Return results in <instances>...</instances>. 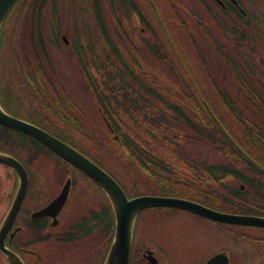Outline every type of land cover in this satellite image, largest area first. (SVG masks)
<instances>
[{"label": "rangeland", "instance_id": "obj_1", "mask_svg": "<svg viewBox=\"0 0 264 264\" xmlns=\"http://www.w3.org/2000/svg\"><path fill=\"white\" fill-rule=\"evenodd\" d=\"M28 1V3L31 2V0ZM32 1H37L35 7L31 2L23 8L22 12L21 7L16 8L5 24L0 45V53H2L0 73L4 69L9 71L14 69L17 79L24 81L25 78H21L20 73L25 72L30 78L36 80L35 84L39 83L38 88L42 90L41 95L38 96L32 91L31 96L26 95V98L34 102L37 100V102L36 104L27 102L26 105L33 106L36 111L44 115L48 114L43 112L47 110L41 104L40 98L48 99V101L57 100V95L64 91L71 99L74 113L80 119L84 129V132L74 133L76 139L101 156L100 160L119 181L133 183L137 193L140 194L157 193L159 190L153 184L154 181L137 167L132 166L122 155L118 157L119 150L116 142L108 135L105 120L99 112L96 99L88 85V76L98 81L107 80L108 73L116 75L115 73L121 70V64L118 63L114 49L101 32L98 15L94 8L95 0ZM100 1L112 42L122 57L130 63L132 70L145 81L149 88H154L163 95L165 92L171 94L167 96V99L179 98L178 100L185 103L180 105L182 109L195 121L196 114L191 111H194L199 104L195 94H198L197 90L200 88L206 94L205 96L209 97L218 116L227 121V129L238 135L237 123L234 117L228 114L225 102L220 98L223 94L221 90L231 93L232 97L235 96V99L234 97L232 99L235 101L238 99L241 103H248L250 93L259 95L264 93V90L259 88L264 86V0H240L243 8L248 12L246 14L248 16L243 21L237 15L217 12L214 19L205 18L201 22L185 17L184 24L190 26V30L187 28L185 30L189 33L192 31L193 41L186 36L179 38L176 26L181 23V20L176 24L174 20L168 19V25L172 29L171 37L177 44L179 51L177 54L181 56L179 64L171 56L167 39H162V32L160 33L157 29L153 19L152 8L146 7L147 0H136L145 20L129 6H124L121 0ZM164 1L158 0L163 8L161 14L166 17L171 15V11L165 7L167 4ZM181 2L184 6L177 14L187 16L190 7L196 8V0H181ZM209 6L213 11L219 10L212 4ZM184 7L187 8V12L183 10ZM65 36L68 44L64 41ZM168 38H170L169 34ZM179 67L183 70L187 67L189 78L195 82V94L192 91L188 93L180 91L183 86L181 81L184 78ZM213 75H215V82L210 81ZM239 78L247 79L255 91L244 90L245 92L240 94L238 89L242 90V84ZM146 97L151 100L149 96ZM247 106L249 107V105L244 107L246 110ZM139 107H142V113H145L149 109L161 110L164 106L154 100L140 102ZM142 115H136L132 110V116L143 118ZM117 117H120V114ZM123 119L126 118L123 117ZM178 125L180 131L176 132L184 137L178 139L177 147L169 146V148L163 145L158 147L157 142L160 140L154 141L149 137L143 140L144 144L139 152L143 156L151 152L149 159H156L159 156L163 160L162 164L167 167L166 171L170 173L169 178L175 179L177 185L180 182L182 185L197 186L203 182L208 191L211 187L220 190L219 183L208 176L205 166H221L225 163L230 165L229 155H225L222 150H219L220 148L208 143L186 122ZM147 128L142 125V130ZM161 130H157L155 135L161 136V133H168L171 138L174 137L173 133H176L173 129H170V132L168 129L165 132ZM15 143L19 144L17 140ZM159 143L163 144L162 141ZM25 146L31 147V144L27 143ZM31 153V156L40 154L35 165H32L33 169H30L33 174V189H44L51 184L53 190L58 191L68 175L64 171L66 166L61 165L62 169H57L52 163V158L49 157L52 155L49 152L41 153L40 151L39 153L35 149V151L31 150ZM184 162L189 164L190 168L185 167ZM235 166L241 169L244 167L239 164ZM57 172H60L58 176ZM243 172L247 173L245 169ZM18 183L19 179L13 169L1 165L0 217L9 211L12 204L11 195L17 189ZM222 184L238 190L244 186L243 190L250 191L246 183H235L233 178H228ZM173 186L175 190H180V187ZM221 190L225 192L224 188ZM76 191L82 195V186ZM132 192L135 193L133 190ZM84 200L85 203L80 204L81 208L77 211L81 214H87L94 208L93 205L96 207L95 201H92L90 197ZM74 208L70 209L72 213ZM170 222L173 223L168 224V230L172 229L173 233L178 235L182 233L181 238L176 235L174 237L178 239L174 241L178 243L179 262L182 264H204L211 255L214 256L220 252H227L232 264H264V242L254 241L251 247L249 246L251 241L243 240L245 235L249 238L261 237L264 234L261 230L221 226L210 222V232L199 221L189 220L184 216L181 220L176 218ZM0 264H8L1 254Z\"/></svg>", "mask_w": 264, "mask_h": 264}, {"label": "trees", "instance_id": "obj_2", "mask_svg": "<svg viewBox=\"0 0 264 264\" xmlns=\"http://www.w3.org/2000/svg\"><path fill=\"white\" fill-rule=\"evenodd\" d=\"M28 2V0H21L17 6V9L21 7L22 12L23 8L31 2L33 3L34 7L37 4V1L31 0L30 3ZM121 2L124 6H129L134 10V12L140 14L141 16L139 17L145 20L136 0H121ZM94 4L95 11L98 15L101 32H103L107 42H109L110 46L114 49V53L118 58V63L121 64V70L117 71V73H115L116 75L108 73L106 75L107 80L103 79L104 81H98L97 79H92L88 75L86 76H88V85L93 92L97 106L102 108V111L109 119L111 126L115 129L116 134L119 136V138H121L122 147L120 144H118V142H116L110 131H108L109 137L116 142V147L119 150L118 157H121L122 155V157L132 164V166L137 167L144 174L147 173L146 175H148L152 181L157 179L158 170L156 168L158 167V169L161 171L160 175L161 179H163V183L166 184V186L176 185V180L169 178L170 173L166 171L167 167L162 164L163 160H161L159 156L156 159H149L152 153L148 152L147 154L145 153V156H143L139 152V149H141L140 147L144 144L142 143L143 140L149 137H151L154 141L160 140L163 142V144L159 143L160 141L157 142L158 147H161V145H163V147H177V143H179L178 139H183L182 137H184L182 134L180 135L177 133L180 131L178 124L181 122H186V124L189 125L197 134L206 139L208 143H212L215 145V147L220 148L219 150H222L225 155H229L228 157L230 165H226L225 163L221 166H205L208 176L215 182L219 183L218 186L220 187V190L213 187H211L210 191L207 190L208 207L232 214L235 213L253 216L258 215L264 217V174L254 165H250L245 157L241 155L232 144L228 143L224 135L221 134L217 124L214 123L212 116L208 111L209 107L212 113L216 115L218 121L223 124L227 132L232 135L239 147L264 168V93L261 95L250 93L247 99L248 103H241V101H238V99L236 101L234 100L235 96H233L234 99H232L233 97L231 93L221 90L223 94L220 96V98L223 100V102H225L228 114H231L237 123L238 135H236L233 131L231 133L227 129V121H225L221 116H218V113H216L214 105L212 102H210L209 97L205 96L206 94L202 92L199 87L197 90L198 94H195V82L189 78L187 67L186 70H183L179 67L184 78V80L182 79L181 81L183 86L181 87L180 91L183 90V93L192 91L199 103L198 106L195 107L196 109L191 111L193 114H196V121L193 120L189 116L190 114L186 113L182 109V106H180L181 104H185L183 101L178 100L179 98H175V100L167 99V96L171 94L165 92L163 95L160 94L156 89L149 88L145 81L143 79L141 80V77L132 70L130 63H128L126 59L122 57V54L118 52L116 45L110 38L106 21H104V13L101 8V1L95 0ZM233 10L235 11L238 18H240L242 21L246 19V17L242 15L236 9V7H234ZM216 51L218 53L217 49ZM171 56L174 57L175 61H177L179 64V58H181V56H179L175 51H171ZM135 63H137L136 59ZM183 66H185L184 63ZM20 74L21 78H25L24 81L17 79V75H15V80L10 82L8 79H6L3 72L0 73V100L2 101V104L6 110L25 120L27 119L33 122L35 125L37 124L45 131H49L57 138H60L68 144H71L78 151L83 152L91 160L95 161L101 168L107 169L105 163L100 160L102 157L95 154L88 147L84 146L83 142L77 140L76 136H74V133L84 132V129L81 121L73 118L75 113L71 106V99L68 97V95L62 91L61 94L57 95V100L52 99L51 101H48V99L40 98L41 104L45 110H47L43 112H46L48 115L41 114L39 111H36L33 106L26 105L27 102H33V104H36L37 102L36 99L34 102L26 98V95L31 96L30 93L33 91V93H36V95L39 96V94L41 95L42 90H40V88L36 90L32 87H27L25 84L29 76L25 72ZM214 77L215 75L211 76L210 81H214ZM117 80L119 82L116 84ZM239 80L242 84V90L238 89L240 94L245 91H255L252 89V85L248 83L247 79L239 78ZM263 87L264 86H260L259 88L264 90ZM106 92L108 93L107 95ZM146 96H149L151 100H148ZM154 100L162 104L164 107L161 110L158 108H156V110L154 109V111L149 109L145 113H142L143 108L139 107V103L143 101ZM25 105L27 106V111L25 110ZM245 105H249V107L247 106V110L244 108ZM164 108L165 110H163ZM132 110L136 115L143 114V118H136L135 116H132ZM118 114H120V117H117ZM122 115L126 119H123ZM142 125L148 128L142 130ZM166 129H168L169 132L170 129H173L174 132H177L173 133L174 137L171 138L168 136V133H161V136L155 135L157 130L165 132ZM141 133L145 134V137L141 136ZM81 134L83 135V133ZM6 135L10 140H12L13 137L16 138L18 135L20 136L21 140L24 142H30L32 145L38 147L40 151L53 154L49 150L47 151L41 144L35 142L29 136L11 131L0 125V142L4 138L6 139ZM12 143L15 145V140ZM2 146L3 145L0 144V149L5 151L7 148V143L4 145V147ZM124 149L125 153H123ZM235 161L238 162L235 163ZM235 164H239L244 167L241 169V167L239 168L235 166ZM243 169H245L247 173L243 172ZM228 178H233L235 183H246L247 186L250 187V191H242L241 189L238 190L234 187L223 185L222 183H224V181H226ZM130 188V197L142 195L137 193L136 186L133 185V183L130 184ZM221 188H224L225 192H222ZM132 190L135 191L134 194Z\"/></svg>", "mask_w": 264, "mask_h": 264}, {"label": "flooded vegetation", "instance_id": "obj_3", "mask_svg": "<svg viewBox=\"0 0 264 264\" xmlns=\"http://www.w3.org/2000/svg\"><path fill=\"white\" fill-rule=\"evenodd\" d=\"M196 1V8L189 6L190 11L188 10V15L185 16V14H177V12L180 11L179 9H182L184 6L181 0H165L164 2L167 4L165 7L171 11V15L166 17L161 14V9L163 8L159 5L158 0H147V3L145 2L147 8H152L154 18L151 17L155 20L157 29H159L160 33L162 32V39H167L166 41L170 50L178 54L177 44H175L174 38L171 37L172 29H170L168 25V19H170V21L174 20L176 24L181 22L176 26L178 27L176 30L178 31L179 38L186 36L193 41L192 31L189 33L188 30H185V28L190 30V26L184 24L185 17H191L201 22L205 18L214 19L217 15L216 12L219 14L229 13L236 15L233 8L236 7L239 9L232 0ZM237 2L240 4V0H237ZM209 4H212V6H215V8L219 10L213 11ZM183 10L187 12L186 7ZM179 20L181 21L179 22ZM203 27L205 28V25ZM168 34L170 38H168ZM1 54L2 53H0V56ZM13 70L10 69L11 72H13ZM10 71L4 69L3 73L6 79L11 82L15 80L14 77L12 79V76L17 74L13 72L11 75ZM37 80L39 81L38 76ZM35 82L36 80L29 77L25 85L38 90L39 83L36 85ZM68 113L70 114L69 111ZM12 115L17 116L16 114ZM73 118L80 120L76 114L73 115ZM21 119L29 121L27 119ZM5 137L6 139H2L0 144L4 147L7 143V148L5 151L0 149V152L9 154L18 159L26 168L29 175V189L20 206L21 208L15 216L12 226L9 228V232L2 240L5 249L14 252L24 264H106L108 255L116 238L115 234L117 229L113 206L106 194L103 193L97 184L86 174L82 171L80 172L78 169L74 168L71 163L64 161L60 156L58 157L55 154L49 157L52 158V163L55 164L57 169H59L61 165H64V167L66 166L65 168L67 170H64L68 173L66 181L63 182L62 179L61 183L63 182V185L61 188L59 187L58 191H54L51 184L44 189L39 188V190H34L32 185L33 174L30 169H33L32 165L38 160L40 154L36 156H31L30 154H32L31 150L35 151L38 147L32 145L28 141L24 142L18 135L16 138L13 137L12 140L8 139L7 135ZM14 140L15 142L17 140L19 144L15 143V145H13L12 142ZM27 143H30L31 147L26 148L25 145H27ZM37 151L40 153L39 149ZM188 167L190 168V165ZM13 171L16 174V171ZM59 173L60 172H57V176ZM160 174L161 171L158 172L157 179L153 183L159 191L147 195L156 197H180L186 200H193L194 202L208 207L206 184L203 183V186L200 184L197 186H188L182 185L179 182L178 185H175L180 187L178 191L175 190L174 186H166ZM16 176L19 179V175L16 174ZM40 182L41 181H39V183ZM19 183L17 184V189L11 195L12 204L17 199L20 188ZM120 185L128 194L131 189L130 183L122 182ZM81 186L83 188L82 195L76 191V189ZM67 189L68 196H66V200H62L61 205H57L56 202L61 199V194ZM87 197L95 201L96 207L93 205L94 208L90 209L87 214H81V212L77 211L81 208L80 204L83 202L85 203L84 199H87ZM136 197H129V199ZM71 208L75 209L74 211L72 209L73 213L70 211ZM7 214L0 217V226L5 221ZM183 216L189 220L194 219L199 221L201 225H205L208 231H210V220L181 209L158 207L149 208L141 212L135 223L136 227L133 232V247L129 264H182L179 262L178 243L174 241L178 240L174 239L175 235L181 238L182 233L181 235L173 233V230H168L167 226L173 223L170 221L176 218L181 220ZM262 233H264V231H262ZM243 240L251 241L249 246L252 247L254 241L259 240L261 243L264 242V234L256 238H249L245 235ZM61 248L64 249L61 250ZM0 254L5 259V262L12 264L2 251H0ZM217 254L219 253L214 254V256ZM214 256L211 255L204 264H208ZM228 262L232 264L230 257L228 258Z\"/></svg>", "mask_w": 264, "mask_h": 264}, {"label": "water", "instance_id": "obj_4", "mask_svg": "<svg viewBox=\"0 0 264 264\" xmlns=\"http://www.w3.org/2000/svg\"><path fill=\"white\" fill-rule=\"evenodd\" d=\"M18 0H0V31L2 25L11 9L15 6V3ZM209 113L215 122L220 128V131L228 142L232 144L238 152L243 155L251 165H254L264 174V168L258 165L254 160H252L245 152L240 149L239 145L235 143L231 135H229L221 123L218 122L215 115L211 112L208 107ZM0 124L7 126L13 130H17L23 133H27L33 137L36 141L42 143L46 148H49L51 151L55 152L58 156L60 155L67 162H71L77 169L85 172L92 180L97 182L99 187L105 191L113 203L114 213L116 214L117 229H116V238L113 243V247L108 255L106 264H129L130 254L132 251V241H133V232L135 228V222L140 212L147 210V208H175L182 209L188 212H193L199 216H203L209 220L221 224L236 225L241 227H252V228H261L264 229V218L259 216H249V215H238V214H229L225 212H219L215 209L207 208L203 205L197 204L193 201H187L183 199L176 198H165V197H137L136 199L129 200L126 193L123 192L122 188L113 180V178L104 170H102L98 165L93 161H90L84 154L75 150L73 147L69 146L65 142L56 139L49 132L43 131L39 127H35L29 122L22 121L18 118H14L7 111H5L0 103ZM109 124V123H108ZM110 127V124H109ZM111 128V127H110ZM111 131L115 133L114 129L111 128ZM115 139L120 140L117 135ZM0 163L7 164L13 167L21 177L20 190L17 195V199L12 206V209L7 217V221L4 226L1 228L0 233V249L8 256L9 261L12 264H24L18 256L12 252L5 249L3 246V238L9 231L12 223L14 222L15 216L21 208V204L25 198V194L28 190V180L29 176L22 164L16 161L14 158L0 154ZM69 184V183H68ZM70 185V184H69ZM68 185V186H69ZM66 192V193H65ZM68 189L64 191L61 195V199L57 201V205H61L62 200L65 201ZM208 264H228L227 255L220 254L215 256Z\"/></svg>", "mask_w": 264, "mask_h": 264}]
</instances>
